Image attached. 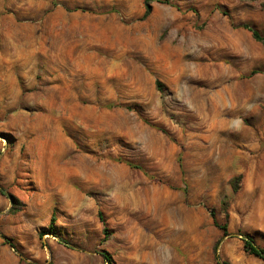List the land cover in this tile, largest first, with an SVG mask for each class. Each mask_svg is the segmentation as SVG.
<instances>
[{
	"label": "rangeland",
	"instance_id": "1",
	"mask_svg": "<svg viewBox=\"0 0 264 264\" xmlns=\"http://www.w3.org/2000/svg\"><path fill=\"white\" fill-rule=\"evenodd\" d=\"M149 4L0 0V264H264V0Z\"/></svg>",
	"mask_w": 264,
	"mask_h": 264
},
{
	"label": "trees",
	"instance_id": "2",
	"mask_svg": "<svg viewBox=\"0 0 264 264\" xmlns=\"http://www.w3.org/2000/svg\"><path fill=\"white\" fill-rule=\"evenodd\" d=\"M149 1L150 0H144V3L146 4L147 6V9H150V4H149ZM244 28L248 29L251 31L252 33V36L255 40L257 41H264V36H262L259 31L255 28H252L250 27L249 25L247 24H243L242 25ZM0 193L2 194H5V191L0 188ZM6 195L11 199L13 205H12V210H16L18 209L19 207L17 206V204H20L21 203L10 193H6ZM212 217H213V222L215 223V225H217L221 230H222V233L224 235L228 234V230H227V226L226 224H218L216 219L214 218V213L212 212L211 213ZM99 217H100V213H99ZM100 219L102 220V218L100 217ZM54 221V217L51 216V221H50V225H49V228H48V231H51V228H52V222ZM103 231H104V234L107 235V228L104 227L103 228ZM3 238L5 239V241L7 243H10L9 239L6 237V236H3ZM240 239L242 240L243 242V248L244 250L248 253V254H251L255 257H258L262 260H264V248H262L261 246H259L255 240L253 239V237L251 235H249L248 233H241L240 234ZM11 246H13V244L10 243ZM101 255L104 257V259L107 261V262H110L111 261V256L110 254L107 252V251H102L101 252Z\"/></svg>",
	"mask_w": 264,
	"mask_h": 264
},
{
	"label": "bare ground",
	"instance_id": "3",
	"mask_svg": "<svg viewBox=\"0 0 264 264\" xmlns=\"http://www.w3.org/2000/svg\"><path fill=\"white\" fill-rule=\"evenodd\" d=\"M52 144H53V142H52ZM61 144V143H60ZM55 146H57L56 144H55ZM52 147H53V145H52ZM53 151V150H52Z\"/></svg>",
	"mask_w": 264,
	"mask_h": 264
}]
</instances>
